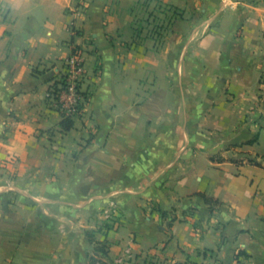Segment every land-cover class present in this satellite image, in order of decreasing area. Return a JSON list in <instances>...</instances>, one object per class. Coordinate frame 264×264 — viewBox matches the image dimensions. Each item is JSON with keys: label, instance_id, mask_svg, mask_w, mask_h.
Returning a JSON list of instances; mask_svg holds the SVG:
<instances>
[{"label": "crops", "instance_id": "obj_1", "mask_svg": "<svg viewBox=\"0 0 264 264\" xmlns=\"http://www.w3.org/2000/svg\"><path fill=\"white\" fill-rule=\"evenodd\" d=\"M79 2L0 0V264H264V0Z\"/></svg>", "mask_w": 264, "mask_h": 264}, {"label": "built area", "instance_id": "obj_2", "mask_svg": "<svg viewBox=\"0 0 264 264\" xmlns=\"http://www.w3.org/2000/svg\"><path fill=\"white\" fill-rule=\"evenodd\" d=\"M78 3L72 9L75 14L81 11L82 3ZM68 29L73 35L80 32V27L72 20L68 23ZM84 77L83 58L81 49L78 46L73 47L72 54L68 59V66L59 79V83L55 87L52 86L47 91V97H51L58 105L64 116H75L82 114L86 95L82 89V80ZM264 85V76L262 77Z\"/></svg>", "mask_w": 264, "mask_h": 264}, {"label": "trees", "instance_id": "obj_3", "mask_svg": "<svg viewBox=\"0 0 264 264\" xmlns=\"http://www.w3.org/2000/svg\"><path fill=\"white\" fill-rule=\"evenodd\" d=\"M59 83V80L55 82V87ZM87 97V96H86ZM73 125V117L64 116L60 121V126L63 130L70 129ZM91 239V236H89ZM96 254L90 256V264H109L105 261L102 256L107 254V244L105 242L98 243L95 247ZM102 255V256H101ZM190 264H198V263H190Z\"/></svg>", "mask_w": 264, "mask_h": 264}]
</instances>
